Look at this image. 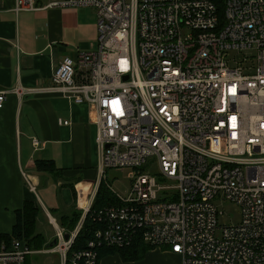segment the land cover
Instances as JSON below:
<instances>
[{"label": "built area", "instance_id": "obj_1", "mask_svg": "<svg viewBox=\"0 0 264 264\" xmlns=\"http://www.w3.org/2000/svg\"><path fill=\"white\" fill-rule=\"evenodd\" d=\"M14 2L15 12L39 7ZM63 6L94 9L96 46L55 64L49 86L10 92L85 103L100 175L131 173L126 195L111 191L117 202L93 214L100 227L83 249L67 252L82 225L56 233L59 264H96L98 248L136 236L178 264H264V0H222V22L211 0L44 7ZM218 201L238 207L236 223L217 225ZM29 252L20 240L0 241V264H23Z\"/></svg>", "mask_w": 264, "mask_h": 264}, {"label": "crops", "instance_id": "obj_2", "mask_svg": "<svg viewBox=\"0 0 264 264\" xmlns=\"http://www.w3.org/2000/svg\"><path fill=\"white\" fill-rule=\"evenodd\" d=\"M55 1L62 0H36L37 10L15 12L14 0H0V91H7L0 108V233L12 230L14 211L30 200L39 211L35 233L45 239L38 250L29 249L23 264H59V254L51 251L56 233L64 236L82 225V207L91 205L96 187L105 183L99 173L96 125L88 120L85 103L73 104L57 94L10 92L49 86L55 64L96 46L94 9L44 7ZM60 120L68 124L59 125ZM36 160H50L55 170L35 169ZM78 210L80 217L68 231L61 217ZM150 251L164 264L179 262L171 252ZM117 255H103L96 264L119 263Z\"/></svg>", "mask_w": 264, "mask_h": 264}, {"label": "trees", "instance_id": "obj_3", "mask_svg": "<svg viewBox=\"0 0 264 264\" xmlns=\"http://www.w3.org/2000/svg\"><path fill=\"white\" fill-rule=\"evenodd\" d=\"M215 3L216 8L218 9V17L219 22L223 21L222 14H223V6L222 0H211ZM34 168L39 171H52L55 170L52 162L49 160L46 162L45 160H36L34 162ZM107 184L101 181L99 185L95 189L94 199L91 202L89 207V211L84 214L82 219V226L79 228L77 233L74 236V241L71 243L68 253L71 254L73 251H80L85 247L86 242L90 239H93V231L100 227V223L95 221L93 214L100 208H105L106 206H110L115 204L117 201L116 197L108 190ZM14 217V223L12 230L6 233H0V241H4L9 243L11 239L20 240L23 244L28 247V249H35L38 250L44 243L45 239L39 234L35 233L36 231V216H38V209L35 208L33 205V201L30 200H23L20 208L16 209ZM81 211H75L71 215L61 217L62 223L67 224L68 231L73 229L80 217ZM141 237L136 236L135 240L132 241L129 245L123 246L122 248L116 247H101L98 248V255L96 256L97 260L105 255L108 254H118L119 260L122 261H136L141 259V257L146 253L149 252L152 246L148 247L145 243L141 241Z\"/></svg>", "mask_w": 264, "mask_h": 264}, {"label": "rangeland", "instance_id": "obj_4", "mask_svg": "<svg viewBox=\"0 0 264 264\" xmlns=\"http://www.w3.org/2000/svg\"><path fill=\"white\" fill-rule=\"evenodd\" d=\"M156 169H157V165L148 166L144 172L152 173V171ZM129 173H131V170L128 168H123L118 170H116L115 168H106L104 172L103 180L109 186L110 192L112 191L118 194L119 196L120 195L125 196L129 190V185H130ZM216 207L218 209L217 211L221 213L218 216L219 219L217 225H223L229 223L233 224L238 221L239 217H238L237 206L230 203L218 201L216 203ZM52 229L53 226L51 228L48 227V229L46 230L48 236H51V234L53 233ZM146 253L141 257V259H138L134 262L133 261L121 262L120 260L119 261L117 260L118 259L117 257L116 260L120 264H164L165 263L160 261V259L157 256V253H153L151 251L150 253L149 252Z\"/></svg>", "mask_w": 264, "mask_h": 264}, {"label": "water", "instance_id": "obj_5", "mask_svg": "<svg viewBox=\"0 0 264 264\" xmlns=\"http://www.w3.org/2000/svg\"><path fill=\"white\" fill-rule=\"evenodd\" d=\"M125 78H126V76L123 77V79H125ZM66 236H67V235L65 234V235H64V238H66ZM53 242L55 243V240H54ZM54 243H53V244H54ZM53 244H52V245H53Z\"/></svg>", "mask_w": 264, "mask_h": 264}]
</instances>
